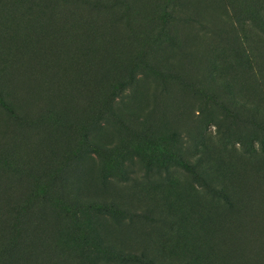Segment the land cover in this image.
<instances>
[{
  "label": "rangeland",
  "instance_id": "1",
  "mask_svg": "<svg viewBox=\"0 0 264 264\" xmlns=\"http://www.w3.org/2000/svg\"><path fill=\"white\" fill-rule=\"evenodd\" d=\"M0 264H264V0H0Z\"/></svg>",
  "mask_w": 264,
  "mask_h": 264
},
{
  "label": "trees",
  "instance_id": "2",
  "mask_svg": "<svg viewBox=\"0 0 264 264\" xmlns=\"http://www.w3.org/2000/svg\"><path fill=\"white\" fill-rule=\"evenodd\" d=\"M233 101H234L236 104H239V102H238V101H236V100H234V99H233Z\"/></svg>",
  "mask_w": 264,
  "mask_h": 264
}]
</instances>
